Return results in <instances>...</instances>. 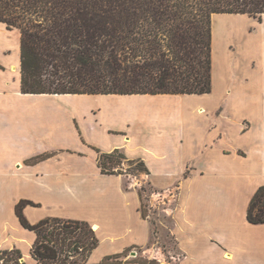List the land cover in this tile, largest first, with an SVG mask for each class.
<instances>
[{"label":"crops","instance_id":"obj_1","mask_svg":"<svg viewBox=\"0 0 264 264\" xmlns=\"http://www.w3.org/2000/svg\"><path fill=\"white\" fill-rule=\"evenodd\" d=\"M215 18L214 56L227 33L215 30ZM258 35L264 41V31ZM251 53L259 64H242V74L235 69L228 92L235 107L222 99L191 109L185 99L209 101L217 78L223 81L215 59L208 95L23 94L20 32L0 31V173L23 179L19 187L0 176V250L19 249L27 264H39L31 254L36 235L16 214L27 200L37 205L24 209L31 224L51 217L96 228L101 243L89 264L125 252L121 264H141L132 250L150 248L152 227L138 186H127L128 174L105 175L98 166L99 153L120 150L145 163L154 190L179 189L170 231L178 264H264V224L247 218L264 185V50Z\"/></svg>","mask_w":264,"mask_h":264},{"label":"trees","instance_id":"obj_2","mask_svg":"<svg viewBox=\"0 0 264 264\" xmlns=\"http://www.w3.org/2000/svg\"><path fill=\"white\" fill-rule=\"evenodd\" d=\"M246 15L260 22L264 0H0V25L20 32L21 91L48 95H208L214 90L213 19ZM121 152L99 153L102 174H129ZM141 198V213L148 214ZM21 200L16 214L36 235L39 264H89L101 240L82 220L45 218L31 224ZM264 224V185L247 213ZM127 253L101 264H121ZM141 264L157 261L139 260ZM0 264H27L19 249L0 250Z\"/></svg>","mask_w":264,"mask_h":264},{"label":"rangeland","instance_id":"obj_3","mask_svg":"<svg viewBox=\"0 0 264 264\" xmlns=\"http://www.w3.org/2000/svg\"><path fill=\"white\" fill-rule=\"evenodd\" d=\"M215 17L218 18L219 23L216 24L217 26L215 25L216 22L214 23L215 30L220 33L227 31V33H224L223 38L217 39L214 56L216 63L215 75L216 77H223V81L219 82V79L217 78L218 81L214 95L209 101L201 98L185 99L184 103L191 109L200 108L202 106H206L207 108L212 101L217 102L222 99L225 100L223 101V106H227L228 109L229 107H235V96L234 94L229 95L228 92L232 91L236 77V70L237 73L242 74V64L249 67L251 63L255 62V60L259 64V61L257 60L258 58L254 57L251 53V48L254 51L257 49L259 52L264 50V41L261 39V35L255 36L256 31H264V17L262 18V22L246 15H219L214 16V19H216ZM0 31L9 30L5 28V25H0ZM12 31L18 30L14 29ZM251 71L252 70H248L247 75H249ZM234 86L238 85L234 84ZM50 101L56 105L62 102L64 105H69L74 102L72 100L57 99H50ZM228 104L231 106H228ZM123 163L125 164L123 165L124 170L130 172L128 174L130 177L127 180V186L136 183L139 191L141 190L143 203L148 214L147 219L150 221L152 227V241L149 245L150 248H139L132 251H136L139 254L138 260H147L150 262L155 253L161 252L165 255L164 259L166 264H178L179 252L174 239L171 238L170 231L173 226L172 215L178 206L179 189L173 187L166 191L154 190L147 174H138V171L136 170L137 164L134 163L131 165L125 160ZM1 175L2 177L5 176V178H3L4 181H10L13 184H17L19 187L23 186V179L12 178L7 172L0 173V176ZM33 181L38 182L35 180ZM27 183H30V179ZM0 191L3 192L2 189H0ZM155 192H163L164 196H162L161 200L153 197ZM10 194L12 198L15 197L14 192H10ZM125 260H130V258Z\"/></svg>","mask_w":264,"mask_h":264},{"label":"built area","instance_id":"obj_4","mask_svg":"<svg viewBox=\"0 0 264 264\" xmlns=\"http://www.w3.org/2000/svg\"><path fill=\"white\" fill-rule=\"evenodd\" d=\"M162 196H164L163 195V193H159V192H155V194H154V198L155 199H158V200H161L162 199ZM153 258L155 259V260H157L159 263H166V261H165V255H163V253H161V252H157V253H155V255L153 256Z\"/></svg>","mask_w":264,"mask_h":264},{"label":"water","instance_id":"obj_5","mask_svg":"<svg viewBox=\"0 0 264 264\" xmlns=\"http://www.w3.org/2000/svg\"><path fill=\"white\" fill-rule=\"evenodd\" d=\"M131 256L135 257L136 256V252H132Z\"/></svg>","mask_w":264,"mask_h":264},{"label":"bare ground","instance_id":"obj_6","mask_svg":"<svg viewBox=\"0 0 264 264\" xmlns=\"http://www.w3.org/2000/svg\"><path fill=\"white\" fill-rule=\"evenodd\" d=\"M216 26H217V25H216ZM223 26H224V25H223ZM221 27H222V26H221ZM224 27H225V26H224ZM224 27H223V28H224ZM223 31H224V30H223ZM224 32H225V31H224ZM229 32H230V31H229ZM222 33H223V32H222ZM195 98H196V97H195ZM94 228H95V227H94ZM95 229H96V228H95Z\"/></svg>","mask_w":264,"mask_h":264}]
</instances>
